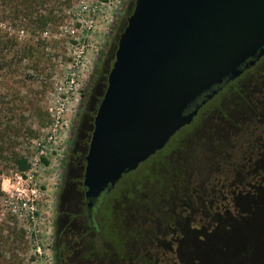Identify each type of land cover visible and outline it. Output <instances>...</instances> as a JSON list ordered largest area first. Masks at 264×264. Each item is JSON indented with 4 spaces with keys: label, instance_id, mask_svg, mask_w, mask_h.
<instances>
[{
    "label": "rangeland",
    "instance_id": "obj_1",
    "mask_svg": "<svg viewBox=\"0 0 264 264\" xmlns=\"http://www.w3.org/2000/svg\"><path fill=\"white\" fill-rule=\"evenodd\" d=\"M134 1L0 0V264H56L53 217L59 166L75 120V148L81 150L79 141L88 137L91 115L105 92L118 37ZM85 6L89 10L85 19L93 20L90 28L86 22L81 27L79 21ZM79 109L81 115L76 117ZM18 156L28 161L24 171L15 163ZM16 186L22 188L23 200L10 196ZM257 192L264 189L242 196L255 194L263 205L264 196ZM28 198L33 200V216L23 205ZM257 229L242 238H250ZM256 237L261 238L259 233ZM142 244L128 243L126 264L153 262ZM113 257L114 264L117 259L123 264L121 254ZM250 258V254L241 257L247 263L226 261L248 264ZM252 259L255 262V256Z\"/></svg>",
    "mask_w": 264,
    "mask_h": 264
},
{
    "label": "water",
    "instance_id": "obj_2",
    "mask_svg": "<svg viewBox=\"0 0 264 264\" xmlns=\"http://www.w3.org/2000/svg\"><path fill=\"white\" fill-rule=\"evenodd\" d=\"M263 50L264 0H135L94 117L86 197L162 149L202 92Z\"/></svg>",
    "mask_w": 264,
    "mask_h": 264
},
{
    "label": "flooded vegetation",
    "instance_id": "obj_3",
    "mask_svg": "<svg viewBox=\"0 0 264 264\" xmlns=\"http://www.w3.org/2000/svg\"><path fill=\"white\" fill-rule=\"evenodd\" d=\"M239 70L240 73L237 76H227L220 83L214 84L202 92L191 103L186 112L197 107L196 115L187 125H190L194 121L197 114L207 113L203 125L194 131V138L199 136L200 131H204L210 127L209 121L211 117L213 118L219 114L223 118V121H227L224 120L227 119L226 115L222 116L224 110L230 109L229 114L234 113L233 115H238L236 112H239L240 114L237 119L239 121L242 120L241 126L244 125L243 129L245 130L243 138L244 145L250 147L243 156L245 164L236 167L233 176L229 177L228 184L225 181L221 182L223 179L218 180V183L213 182L211 191L210 188H205L202 184L199 190L196 191V187L194 188L191 185V175L193 174L189 175L188 184L182 189L183 192H180V189L178 190L177 196L174 199L183 202L192 211V216L195 215L198 217L202 215L203 218L198 220L199 222L196 223V228L193 227L195 225L194 222L190 223V221L187 222V219H185L183 222L186 224V227L181 230L184 232L183 235L176 233L173 224L169 225L170 229L163 235L161 234V221L156 218L145 219L139 224L141 226V236L136 241L138 243H142L143 241L144 244L142 245L147 246L145 248L149 249L148 253L152 255L153 259L151 264H196L195 259L196 262H199V259L202 260L198 264H211L210 260L204 256L209 253V247L205 244L223 240L226 242H234L235 248H238L242 245V242L244 243L245 239L258 241L255 232L250 238H242L243 234L240 230L243 222L238 218L235 219V216H240V211H245L249 208L255 220V212L258 209L264 208V203L263 205L258 203V197L255 194L245 197L242 196V193L255 191V188L257 190L258 180L256 178L263 179L264 177V50L261 54L246 59L240 64ZM101 99L91 115L92 123L88 137L79 141L82 146L81 150L75 148L78 142L76 139L77 120H75L70 131V143L66 148L63 160L59 166L60 179L57 187L53 217L56 264H67V260L75 264H114V253L121 254L123 264L127 263V245L129 243L128 239H126L127 234L124 235L126 238L123 240L122 246L124 247L121 253L117 251L116 244L114 245L113 227L115 226V219L116 217L121 218L120 220L118 218V220L122 221L123 228L129 227L130 199H133L132 196L138 195L140 197L139 195H141V190L144 188L146 179L145 171L141 167V164L165 148L170 140H176L178 142L180 138L173 139V137L183 127L187 126L185 125L179 129L162 149L156 151L148 159L141 162L135 169L124 173L113 186L105 189L98 197L88 199L86 197V187L84 186V175L87 164L86 156L94 129V117ZM82 107L83 103L80 109ZM80 109L77 111L76 117L81 115ZM192 141L191 138L190 143ZM193 150L192 145L189 144L185 152L190 153ZM176 151L174 147L170 152L169 158L175 162L180 161V159H185L183 153L181 154ZM235 156L240 158V153L236 152ZM209 167L211 168V166ZM210 171L206 170L205 173L203 170L199 178L204 180ZM127 174L133 175L125 178ZM198 193L201 194L199 195ZM187 194H189V197L192 194L196 196L195 202L197 209L193 210L195 202H191V199L185 198L186 203L185 200H182L183 198L181 196ZM209 205L213 206L210 211ZM205 209L206 212H204ZM215 210L218 212H214ZM224 214L232 215H229L228 219H224ZM209 216L215 217L217 227L221 228L220 231L217 230L219 231V235L215 234L211 236L207 231L204 233L203 230H199L201 226L207 230L206 226L216 225V223L209 225L210 222L206 219ZM231 219L234 220L231 221ZM148 221H150V225ZM228 225L234 226L235 230L232 236H224V228ZM194 242L203 243V248L200 253L199 251L195 253L193 250L188 249L190 245H195ZM70 243L71 245H69ZM238 252L241 253L240 251ZM230 258H225L224 264H227L226 260ZM262 258L255 256V262L254 259H251V263L248 264H264ZM235 259L239 260L237 257Z\"/></svg>",
    "mask_w": 264,
    "mask_h": 264
},
{
    "label": "trees",
    "instance_id": "obj_4",
    "mask_svg": "<svg viewBox=\"0 0 264 264\" xmlns=\"http://www.w3.org/2000/svg\"><path fill=\"white\" fill-rule=\"evenodd\" d=\"M101 1L106 2L107 0ZM44 19H46V17ZM41 22L43 23L44 20ZM229 111L230 109L224 110L222 113V116L226 115L227 119L224 120L227 121H223L221 115L219 116V114H217L213 117L214 119L210 121L208 120L210 127L204 131H200L199 136L194 138V131L203 125V122L206 120L204 118L207 117V113H205V115L204 112L197 114L194 121L190 125L183 127L173 137V139L180 138L178 142L176 140H170L165 148L158 151L146 162L141 164V167L145 171L146 179L144 182V188L141 190V195H139L141 198L137 195L132 196L133 199H130V225L128 228H123L122 221H119L121 218L118 217V220L116 217L114 223L115 226L113 227L114 245L116 244L118 249L117 251H119V253H121V250L124 247L122 245L124 238H126V236H124L125 234H127L126 239H128V242L136 241V239L141 236V226H139V224L145 219L156 218L160 220L161 234L163 235H165L166 231L170 229V224H173V228L176 229V233L183 235L184 232L181 230L186 227V224L183 222L185 219H187V222H194L195 225H193V227H197L196 223L199 222L198 220L200 218H203L202 215L198 217L195 215L192 216V211L187 208L183 202L176 201V199H174L177 196L178 190L180 189L179 191L183 192L182 189H184V187L188 184L187 181H189L190 174H193L191 175V185L194 188L196 187V191L199 190L201 184L202 186L209 188L213 182L218 183L216 178L219 180L223 179L221 182L225 181V183L228 184L229 177L233 176V172H235L236 167L241 164H245L243 156L245 152L250 149L249 146L244 145V125L241 126L242 120L239 121L237 119L240 113L236 112L238 115L230 113V115ZM181 138L183 139L181 140ZM191 138L193 140L192 143H190ZM189 144L192 145L194 150L190 153H186L185 151L187 150ZM174 147L175 150H177L176 152L181 154L183 153L185 159L179 158L180 161L175 162L169 158L170 152ZM236 152L240 153V158L235 156ZM196 157H198V159H196ZM43 160L47 162L46 159ZM15 163L20 171H24L29 167L27 159L21 156L15 158ZM209 166H211V171L207 176L208 178L201 180L202 178L199 177L202 174V171ZM132 175L133 174H127L125 178ZM256 180H258L257 190L264 189V177L263 179L256 178ZM257 193L258 195L262 194V197L264 196V192ZM181 197L183 198L182 200H185V203L187 202L185 198L191 199V202L196 201V196L194 194L190 195V197L189 194ZM262 201V199H259L258 203H261ZM193 207V210L197 209L196 202ZM204 212H206V209ZM239 213H241V215H236L235 219L238 218L243 222L240 232L244 234L253 228L257 229L256 224L259 222L260 227L255 232V235L259 233L261 238L258 241L254 239H245L241 246H239L240 244L238 245L239 247L237 246L238 248H235L234 242H226L223 240L205 244L209 247V253L204 256L210 260L211 264H224L225 258L228 257L233 259L237 257L240 260L242 256L248 257L249 254L251 257L250 259L254 256H259L260 258L264 257V209H258V211L255 212V220L254 215L249 208L248 210L240 211ZM229 215H226V218H229ZM206 219L210 222L209 225L217 222L215 217L209 216L206 217ZM232 220L234 219H231V221ZM148 222L150 225V221ZM175 222L177 223L174 225ZM206 228L207 230L201 226L199 230H203L204 233L207 231V233L211 236L218 234L221 229L217 227V223L216 225H212L210 227L206 226ZM224 230V236H232L235 229L234 226L228 225L224 228ZM194 243L195 245H190L188 249L193 250L195 253L198 251L200 253L203 248V243ZM262 259L264 260V258ZM165 260L168 261L167 258H165ZM199 262H202V260L199 259ZM199 262H196L195 259L196 264ZM244 263L247 262L244 260Z\"/></svg>",
    "mask_w": 264,
    "mask_h": 264
},
{
    "label": "built area",
    "instance_id": "obj_5",
    "mask_svg": "<svg viewBox=\"0 0 264 264\" xmlns=\"http://www.w3.org/2000/svg\"><path fill=\"white\" fill-rule=\"evenodd\" d=\"M91 9H92V12H93L92 14H94L95 11H96L95 7H92ZM86 10L89 11L86 8V6L80 9V12H79L80 19H79V21H80L81 27L83 26V22H86L87 23V27L90 28L92 26L93 20H92V17H90V16H89L88 20L85 19ZM32 178H33L32 175H28L27 181L32 182ZM21 191H22V188L20 186H16L14 188V190L11 191L10 196L12 198L16 197L17 200H23L21 198ZM32 191H34V190L32 189ZM23 205L26 206L27 209L31 210V214L33 216V214H34L33 200L31 198H28V200H24L23 201Z\"/></svg>",
    "mask_w": 264,
    "mask_h": 264
}]
</instances>
